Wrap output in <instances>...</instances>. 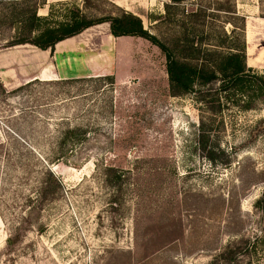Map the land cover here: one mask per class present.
<instances>
[{
  "label": "rangeland",
  "instance_id": "374dc122",
  "mask_svg": "<svg viewBox=\"0 0 264 264\" xmlns=\"http://www.w3.org/2000/svg\"><path fill=\"white\" fill-rule=\"evenodd\" d=\"M168 2L0 1V264H208L264 228L263 99L215 95L212 111L172 95L159 46L112 38L108 21L77 35L94 61L85 76L60 74L50 50L8 46L23 28L12 12L36 3L52 21L131 12L165 42L200 22L214 34L246 24L264 45V0H186L173 22Z\"/></svg>",
  "mask_w": 264,
  "mask_h": 264
},
{
  "label": "trees",
  "instance_id": "16d2710c",
  "mask_svg": "<svg viewBox=\"0 0 264 264\" xmlns=\"http://www.w3.org/2000/svg\"><path fill=\"white\" fill-rule=\"evenodd\" d=\"M184 1L186 0H170L165 4L166 18H169V22L176 19L171 9ZM40 4L36 3L34 9L30 11L24 9L20 13L12 12V22L18 21L23 28L19 37L9 41L8 46L32 44L42 50H54L60 41L76 36L93 25L108 21L114 36H140L159 46L167 58L172 95L194 94L204 107L212 111L215 110V106L212 105L211 98L215 95L219 102L221 97L229 99L232 95H247L248 103L257 98L264 100V72L254 70L247 63L246 24L239 29L234 27L231 33L224 29L214 34L213 30H206L205 22H200L196 24L198 27H193L190 31L186 28L182 35L175 36L171 42H165L145 28L141 17L131 12L93 19L81 11H74L60 20L52 21L51 14L41 16L38 13ZM253 106L254 104L246 105L247 108ZM205 127L206 121L202 118L200 128L203 137L206 134ZM72 134L76 135L74 132ZM67 138L68 136L63 141L64 145ZM47 173L59 186V179L53 176L49 169ZM41 186L44 199L51 190L46 181H43ZM254 206L264 213V192ZM260 221H264V216L261 215ZM261 245L264 246V228L252 236L245 235L232 240L208 264H241L243 259H247L246 264H252Z\"/></svg>",
  "mask_w": 264,
  "mask_h": 264
},
{
  "label": "crops",
  "instance_id": "0c3cea01",
  "mask_svg": "<svg viewBox=\"0 0 264 264\" xmlns=\"http://www.w3.org/2000/svg\"><path fill=\"white\" fill-rule=\"evenodd\" d=\"M112 38H116V37H114V35L112 34ZM253 40H254V31L249 29L247 25L246 53H247L248 66L252 68L264 67V45L260 43L258 44V46H254ZM48 50H41V51L48 52ZM50 51H51L50 55L56 60V62L58 59L60 60L59 70H60V74H63L64 76L72 77V78L85 76L87 75V72L93 69L94 61L91 62L90 60L91 57L90 56L87 57V55H89V53L87 54L88 52L87 48L86 46H83L80 40L77 39V35L60 41L59 43L56 44L54 50H50ZM38 69L40 70L41 67H38ZM38 76H34V77L36 78Z\"/></svg>",
  "mask_w": 264,
  "mask_h": 264
}]
</instances>
